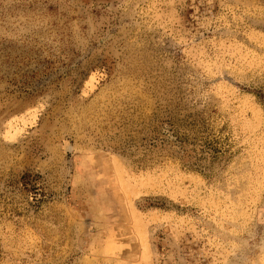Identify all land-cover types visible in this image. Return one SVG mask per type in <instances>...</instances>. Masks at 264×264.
I'll use <instances>...</instances> for the list:
<instances>
[{
  "label": "rangeland",
  "instance_id": "1",
  "mask_svg": "<svg viewBox=\"0 0 264 264\" xmlns=\"http://www.w3.org/2000/svg\"><path fill=\"white\" fill-rule=\"evenodd\" d=\"M0 264H264V0H0Z\"/></svg>",
  "mask_w": 264,
  "mask_h": 264
}]
</instances>
